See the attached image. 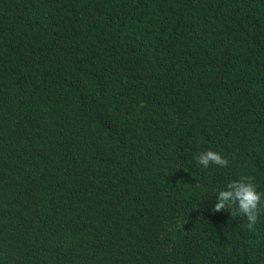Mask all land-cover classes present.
Instances as JSON below:
<instances>
[{
	"label": "trees",
	"instance_id": "obj_1",
	"mask_svg": "<svg viewBox=\"0 0 264 264\" xmlns=\"http://www.w3.org/2000/svg\"><path fill=\"white\" fill-rule=\"evenodd\" d=\"M242 176L264 0H0V264H264V209L212 210Z\"/></svg>",
	"mask_w": 264,
	"mask_h": 264
},
{
	"label": "clouds",
	"instance_id": "obj_2",
	"mask_svg": "<svg viewBox=\"0 0 264 264\" xmlns=\"http://www.w3.org/2000/svg\"><path fill=\"white\" fill-rule=\"evenodd\" d=\"M198 165L208 168L210 165L227 167L229 160L220 153L206 150L196 157ZM254 177L242 176L238 180L229 182L226 188L219 190L213 211H227L233 217H245L249 230L254 228L258 215L264 209L262 198L264 193L258 192L253 182Z\"/></svg>",
	"mask_w": 264,
	"mask_h": 264
}]
</instances>
